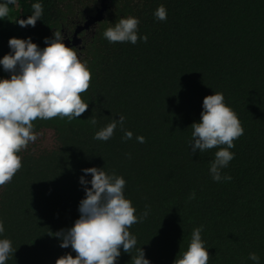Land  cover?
Returning a JSON list of instances; mask_svg holds the SVG:
<instances>
[{
	"label": "trees",
	"instance_id": "1",
	"mask_svg": "<svg viewBox=\"0 0 264 264\" xmlns=\"http://www.w3.org/2000/svg\"><path fill=\"white\" fill-rule=\"evenodd\" d=\"M100 1L16 0L0 19V58L10 52L11 37H31L46 47L45 37L73 31ZM36 2L43 5L41 20L20 27L16 21L27 19ZM160 5L166 21L153 15ZM127 16L140 20L147 43L103 37ZM91 33L80 50L92 77L82 94L88 109L71 121H33L39 138L19 153L21 169L0 186V239H10L16 250L7 264H55L67 253L77 255L53 234L79 218L85 197L79 178L90 167L125 179V196L138 217L147 209L129 231L151 264H173L201 226L208 264H253V252L264 264V0H109ZM9 76L0 66V78ZM214 92L223 93L244 130L230 149L235 158L222 169L231 179L221 182L209 174L219 148L191 154L188 147L203 99ZM118 114L133 138L122 140L118 126L110 140L94 139ZM117 264H131L122 248Z\"/></svg>",
	"mask_w": 264,
	"mask_h": 264
},
{
	"label": "clouds",
	"instance_id": "2",
	"mask_svg": "<svg viewBox=\"0 0 264 264\" xmlns=\"http://www.w3.org/2000/svg\"><path fill=\"white\" fill-rule=\"evenodd\" d=\"M15 4L16 0H0V19H5L9 5ZM32 9L27 19L16 21L20 27H35L41 20L42 3H33ZM153 15L158 21H166L167 9L160 5ZM139 24L137 17H121L103 32V37L109 43L135 45L138 40L147 43V35H139ZM64 40L61 30L44 38V48L34 43L31 37H11L8 41L10 52L0 58V66L10 74V78H0V186L9 183L21 169L19 153L39 138L33 121L56 117L71 121L88 109L89 103L82 99V94L90 87L91 71L75 48L66 46ZM118 115L119 119L113 118L96 131L94 139L110 140L119 126L124 132L122 140H131L132 131L123 127L124 115ZM90 122L93 126L97 124L95 118ZM191 128L188 143L191 154L197 150L204 153L219 148L210 162L209 174L215 182L230 180V176L222 175V169L235 158L230 149L235 147L234 141L243 135L244 130L222 92H214L203 99L200 121L193 122ZM136 141L145 143V138L137 136ZM82 172L84 175L79 178V183L85 197L79 202V218L70 228L53 234L60 240L61 248L71 247L77 255L73 257L67 253L55 264H117L121 248L131 255V264H151L143 248L137 247V238L129 231L133 224L148 216V211L146 209L140 217L135 214V207L124 193L125 179L115 172L107 173L104 167L85 168ZM89 174L90 180L86 179ZM202 230V226L193 229L187 250L179 253L173 264H208L210 256L201 237ZM4 231V223L0 220V236ZM133 249L135 255H132ZM15 251L10 239H0V264H7ZM248 259L253 264H260L255 252L250 253Z\"/></svg>",
	"mask_w": 264,
	"mask_h": 264
},
{
	"label": "water",
	"instance_id": "3",
	"mask_svg": "<svg viewBox=\"0 0 264 264\" xmlns=\"http://www.w3.org/2000/svg\"><path fill=\"white\" fill-rule=\"evenodd\" d=\"M109 0H101L100 1V7L97 8V11L94 15H91L90 17H88L83 24H79L76 26L74 34L72 36L71 39H66L64 40V43L66 45L70 44V45H77L81 39L77 36V34L79 32H81L82 30H88L89 27H93V25H95L97 22L101 21L103 19L104 16V11L107 8V2ZM7 78H10L7 77Z\"/></svg>",
	"mask_w": 264,
	"mask_h": 264
},
{
	"label": "flooded vegetation",
	"instance_id": "4",
	"mask_svg": "<svg viewBox=\"0 0 264 264\" xmlns=\"http://www.w3.org/2000/svg\"><path fill=\"white\" fill-rule=\"evenodd\" d=\"M94 26H95V25H93V27H89L88 30H82L81 32H79V33L77 34V36L81 39V41H80L77 45H70V44H68V45L65 44V45L68 46V47L75 48V50L77 51L78 56L80 57V50H81V48L83 47V46H82V43H83V42H84L89 36L92 35L91 32H93V30H94ZM75 28H76V27H75ZM74 31H75V29H74L73 31H71V30H67V31L62 30V35H64L65 40H66V39H71L72 36H73V34H74Z\"/></svg>",
	"mask_w": 264,
	"mask_h": 264
}]
</instances>
